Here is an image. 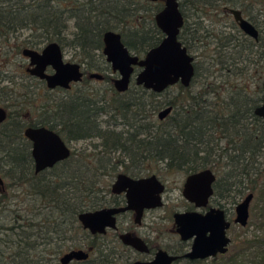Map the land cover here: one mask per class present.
Wrapping results in <instances>:
<instances>
[{
	"label": "trees",
	"instance_id": "1",
	"mask_svg": "<svg viewBox=\"0 0 264 264\" xmlns=\"http://www.w3.org/2000/svg\"><path fill=\"white\" fill-rule=\"evenodd\" d=\"M258 1L179 0L184 23L178 38L194 57V75L188 87L174 84L178 96L157 102L162 92L133 85L125 93L111 87L113 93L107 99L86 88L42 107L46 115L42 124L55 129L65 141L98 138L99 144L93 147L100 146V150L93 154L72 149L68 158L35 175L31 144L23 136L21 121L10 111L1 124V151L5 153L1 157H6L1 177L9 180L6 187L24 185L44 203L42 208L52 210L61 232L77 230L89 239L88 246L96 250L100 264L112 263V249L97 244L96 238L82 229L77 216L98 206L100 193L109 189V180L119 170L136 174L129 169L133 164L148 166L159 176L164 170L188 174L210 168L216 176L212 200L223 207L243 199L247 190L264 200V117L254 114L262 99L260 80L264 79V24L252 14ZM162 6L161 0H0V34L6 41L19 29L39 30L38 39L26 40L24 45L32 47L45 40L62 46L68 44L64 31L73 21L75 31L69 44L82 53L89 55L101 49L103 32L114 30L121 33L131 52L142 55L163 36L154 21V14ZM228 7L239 8L260 27L256 41L233 37V44H227L224 24ZM191 11L199 14L197 20L189 22ZM217 14L225 22L217 26L210 20L209 25H202L203 16L212 15L217 21ZM197 79L202 85L192 93ZM29 96L23 93L24 99L30 100ZM168 105L172 111L167 120L156 119V112ZM20 107L24 109L22 104ZM103 114L110 118L104 121L106 125L100 119ZM119 125L127 130H116L114 126ZM114 151H120L124 159L112 161L106 156ZM47 172L48 176H42ZM6 190L0 191V207L7 197ZM63 221L69 227L63 226ZM50 230L57 232L55 227ZM20 239L25 252L36 247L29 235L23 233ZM254 245L259 250L253 259L243 260L244 248L239 247L224 264L233 260L238 264H264V236L252 240ZM20 249L14 256L24 255Z\"/></svg>",
	"mask_w": 264,
	"mask_h": 264
},
{
	"label": "water",
	"instance_id": "2",
	"mask_svg": "<svg viewBox=\"0 0 264 264\" xmlns=\"http://www.w3.org/2000/svg\"><path fill=\"white\" fill-rule=\"evenodd\" d=\"M156 2L158 0H148ZM163 6L154 14V21L163 36L160 41L147 49L143 56L132 53L122 41L121 34L114 30L103 33V54L118 77L114 80V88L119 92L127 90L131 78L135 83L155 93H161L168 87L180 83L188 87L194 75V57L179 40V32L184 23L179 8V0H162ZM234 20L240 29L254 39L258 38L257 28L245 17L239 9H230ZM22 54L29 58L31 67L27 71L32 75L45 79L48 88L60 86L69 88L70 82L80 81L82 72L76 62L63 60L61 46L56 41L47 43L39 52L25 47ZM50 66L52 73H47ZM135 67H139L135 71ZM90 77L101 78L102 75L92 72ZM263 95L260 104L255 107L254 114L264 117V79L262 80ZM172 111L170 105L160 109L157 116L165 119ZM6 117V110L0 107V122ZM24 135L32 142L31 156L34 160L35 172L50 168L57 162L68 158L70 147L54 130L45 126L27 127ZM215 173L210 168H203L189 173L182 186V196L193 203L196 208L206 207L213 194ZM2 180L0 178V184ZM164 184L155 176L132 178L124 173H118L111 185L115 193L125 192L127 204L119 208H101L87 210L78 214V220L90 233H104L106 228H115L114 214L120 211L134 209L139 218L144 208L160 207L163 204L162 193ZM253 193H247L235 205L233 222L245 226L249 218V205ZM176 232L182 240L192 239L191 247L183 257L189 259H205L227 252L231 238L227 230L231 221L222 207L210 206L204 213L197 210L174 212ZM123 244L132 246L138 251L147 252L146 243L129 232L122 233ZM85 249H70L61 258V264H67L72 259H86ZM181 256L169 254L164 249H158L154 258L149 261L135 260L131 264H172Z\"/></svg>",
	"mask_w": 264,
	"mask_h": 264
},
{
	"label": "rangeland",
	"instance_id": "3",
	"mask_svg": "<svg viewBox=\"0 0 264 264\" xmlns=\"http://www.w3.org/2000/svg\"><path fill=\"white\" fill-rule=\"evenodd\" d=\"M253 6L252 14H254L256 18L262 22L261 25H263L264 0H259ZM198 14L191 11L189 13L188 21L191 22L197 20ZM202 18L204 19H202V25L204 27L209 25L210 20H212L213 24L217 26H219L223 20V22L226 20L220 14H217V21L212 18V15L211 17L203 16ZM74 31V23L73 21H69L67 29L64 31L66 42L68 44L61 46L64 60L83 63L86 67H88V69L89 67H93L88 71H98L111 75V69L108 67V63H106L104 57L97 55L98 51L94 52V54H90L91 56L88 58L84 57L77 47L69 44V42L73 39ZM39 32V30L19 29L10 35L8 40L3 41L0 39L1 99L7 104H10V106H7L8 110H13L17 107V105L22 103L25 111L24 114L30 120H38L41 118L45 119V117L42 115V105L50 106L51 103L59 100L67 93L79 91L77 88L84 87V85H86V88H90L91 90L95 91L98 96L102 95L109 99L113 91L110 89L111 85L106 80H85V83L81 82L79 84H75L69 92H65L62 90L49 91L45 87H42L37 81H33L32 79L28 78V75L24 73L25 67L27 66V59L22 56L21 49L23 47L29 46L24 45L26 40L36 41L38 39L36 36L39 34ZM200 32H202V29H200ZM261 33L262 35L264 34V28L262 29ZM39 39L41 40V37ZM46 43L47 42L44 40L43 42L37 44L36 47H41ZM250 80H248V85L253 86V82ZM201 82L202 80L200 81L197 79L194 84H192L190 91L193 93L194 91L199 90L202 85ZM260 82H262V80H260ZM24 92L27 94L29 93L31 100L23 98ZM183 95L184 94L179 95V98H181ZM174 96H178L177 85H172L170 88L163 91L160 96L156 97V101H164ZM155 118L158 119L157 115H155ZM100 119L103 124L106 125L104 121L110 118L108 114H103ZM164 120L166 121L167 119ZM114 127H116V130H127L126 126L119 125ZM98 142V138H92L77 142H70L69 145L71 150L73 149L76 152L84 149L86 153L93 154L96 152V150H100V146H98L96 149L93 147V145L97 144ZM1 156H5L3 151H1ZM106 156L111 158L112 161H115L117 158L124 159V155L120 151L106 153ZM148 165L154 166L153 164ZM147 169L149 171L151 170L148 166ZM42 176H48V172L44 173ZM160 176L161 180L166 184V189L162 196L164 205L155 212L157 214H163L165 219L160 225L157 223H149V225H151L149 230L150 232L153 230V232H151L153 245H161L165 249H174L176 248L174 245L180 239L174 230V223L171 213L172 211L179 210L189 205L182 196V184L186 174L177 170H164L163 174ZM105 179L107 178L105 177ZM4 181H6V184L9 180L6 178ZM112 181L113 178L109 180V184ZM6 188L7 197L2 204L5 207H0V264H13V261L20 262V264H60L59 257L64 252L70 249H77L79 247H82L85 250L89 249V239L81 235V233L77 230H66V232L64 230V232H61V225L56 224L58 222L53 219L52 210L48 208H42L44 203L31 195L24 185H18L16 188L7 186ZM246 193H249V190H247ZM241 200L242 198L238 199L236 203H230L225 207L227 217L231 220V225L227 230V234L232 240L228 251L225 254L222 256H216L214 259L207 258L190 263L186 261H179L176 264H224L234 255L239 247L244 248V255H242L243 260L249 261L253 259L252 255H255L259 248L255 245L252 246V240H255L257 237L259 238L264 236V211H261V207L264 205V200H258L257 195L254 193L249 205L248 222L245 226H241L233 222V218L235 217V205ZM212 204H214V202H212ZM45 218L48 219V221ZM29 223L32 224L29 225ZM39 223L42 225L41 227L39 226ZM11 226L13 227L12 229H6ZM23 226L24 228H22ZM54 227L57 229V232L50 230ZM65 227H69V225L65 224ZM46 230L50 231L45 232ZM23 233L25 235H29L30 241L32 240V242L36 243V247L30 249L29 252L24 251L25 244L20 239L21 234ZM63 236L65 238H63ZM247 245L251 246L247 249ZM120 247H122V245H120ZM17 249H20L24 253L22 257L14 256V253L17 252ZM103 251L104 253L108 252V250ZM120 252H122V257L119 255V257L114 260V264H127L123 260L125 258L124 250H121ZM111 255V260H113L115 256L112 253ZM89 257L90 262L85 264H100L98 260L100 257H98L96 250L93 249ZM70 264L76 263L72 262ZM231 264L238 263L236 260H233Z\"/></svg>",
	"mask_w": 264,
	"mask_h": 264
},
{
	"label": "flooded vegetation",
	"instance_id": "4",
	"mask_svg": "<svg viewBox=\"0 0 264 264\" xmlns=\"http://www.w3.org/2000/svg\"><path fill=\"white\" fill-rule=\"evenodd\" d=\"M162 1V0H161ZM163 2V1H162ZM230 9L231 7H228L227 8V13H228V21L225 22L224 24V28H225V33L226 35L228 36V41H227V44H230L232 45V38H236L238 37L239 39L241 38H244V37H248V38H251L253 40L256 41V39L252 38L251 36L245 34L241 29L240 27L238 26V23L234 20V17L232 15V13L230 12ZM232 9H239V8H232ZM240 10V9H239ZM241 11V10H240ZM241 14L243 17L247 18L248 17L242 13L241 11ZM249 20V19H248ZM250 21V20H249ZM251 22V21H250ZM252 23V22H251ZM253 24V23H252ZM254 25V24H253ZM256 27V25H254ZM258 32H260V27H256ZM105 32V31H104ZM103 32V33H104ZM118 32V31H117ZM120 33V32H119ZM162 33V32H161ZM121 34V33H120ZM163 35V34H162ZM122 37V35H121ZM0 39H1V34H0ZM123 41V40H122ZM1 44V43H0ZM46 45V44H45ZM26 46V47H29V48H33V49H36L37 51H41L42 48L45 46ZM103 34H102V47L101 49L98 50V54L100 57H104L106 63H108V67H110L111 69V75L107 74V73H102V72H98V71H88L90 68H93V67H86L83 63H80V62H76L80 65V71L82 72V78L80 81H77V82H70V87L69 88H63V87H60V86H56L54 88H48L47 87V84H46V81L45 79H42V78H39L35 75H32L31 73H29L27 71V68L31 67L30 64H29V58L24 56L22 54V49H21V54L22 56H24L26 59H27V66L25 67V72L27 75H28V78L32 79L33 81H37L38 83H40V85L42 87H45L46 89H48L49 91H54V90H62V91H65V92H69L73 86L75 84H79L81 82H84L85 83V80L86 81H89L91 79H95L97 81H103L105 80L107 77H109V81H107L111 87L118 93H125L130 87H132L133 85H136V86H140L142 87L143 89H145L142 85H138L135 83V80L134 78H131L130 80V83H129V86L127 88V90H125L124 92H119L117 91L115 88H114V80L118 77V73L117 71H113V69L111 68V65L110 63L106 60V57L105 55L103 54ZM62 51V49H61ZM82 53V52H81ZM133 53V52H132ZM90 54H94V52H90L89 55L85 54V53H82V55L84 57H88L90 58ZM63 55V54H62ZM144 54L142 55H139L138 56H143ZM64 60V58H63ZM65 61V60H64ZM68 62H74V61H68ZM107 67V68H108ZM139 70V67H135V71H138ZM52 68L50 66H47L46 68V72L47 73H52ZM92 72H97L99 74L102 75L101 78H94V77H90V74ZM177 84V83H176ZM86 89V85H84V87H79L77 88V90H80V91H83ZM261 89H262V95H263V88H262V82H261ZM148 90V89H146ZM76 92V91H75ZM70 93V92H69ZM67 93V94H69ZM74 93V92H73ZM66 96V95H65ZM63 96V97H65ZM62 97V98H63ZM31 100V98H30ZM7 103L6 102H2V99H1V65H0V107L2 106L5 110H6V117L4 119V121L2 123H4L7 119V116L9 114V112L11 111L13 115H16V118L17 120L21 121V124H22V131H23V136L24 138H26L30 144H31V147H32V142L24 135V130L27 128V127H38V126H45L47 128H50L48 127V125H44L42 124V122L46 119V115L43 113V109H42V115L45 117V119L41 118V119H38V120H30L27 116H25V111L24 109H22L20 107V105H17V107L13 110H8V107L6 105ZM8 106H10V104H8ZM43 107V105H42ZM160 111V109L156 112V115L157 113ZM22 116V119H21V116ZM158 118V116H157ZM159 119V118H158ZM160 120V119H159ZM0 122V178L2 180V183L0 184V191H5L6 190V184H5V181L3 180V178L1 177V169L4 168L5 166L3 165L4 162H6V157H1V124ZM32 124V125H31ZM52 129V128H50ZM54 131H56L55 129H52ZM57 132V131H56ZM58 133V132H57ZM59 134V133H58ZM60 135V134H59ZM61 136V135H60ZM61 138L63 139V137L61 136ZM64 140V139H63ZM65 141V140H64ZM66 144L70 147L69 143L70 142H67L65 141ZM31 147H30V153H31ZM71 149V147H70ZM32 158V156H31ZM65 160V159H64ZM63 161V160H62ZM32 162H33V168H34V160L32 158ZM130 161L127 160V163H129ZM58 163V162H57ZM135 163V162H133ZM145 166H137L135 164L131 165V167L129 168L130 170L132 171H137L136 174H132V173H129L127 171H118L112 178H113V181L115 180L116 178V175L118 173H124L132 178H141V177H147V176H150V175H155L165 186L164 188V191L166 189V184L161 180L159 174L155 171L151 172L149 171L147 168H144ZM163 168V166H160ZM51 168V167H50ZM46 169H49V168H45L44 170ZM138 169V170H136ZM42 170V171H44ZM40 171V172H42ZM40 172H35L34 170V174L37 175L38 173ZM149 172V173H148ZM189 174V173H188ZM186 174V176L188 175ZM185 176V178H186ZM184 178V180H185ZM113 181L109 184V189L108 190H103L100 195H99V204L98 206L95 208V209H101V208H119V207H123L127 204V198H126V195H125V192H120V193H115V192H112L111 191V185L113 183ZM184 183V181H183ZM183 186V184H182ZM163 191V193H164ZM214 191V190H213ZM163 193H162V196H163ZM6 194H7V190H6ZM212 197H213V194L211 196V198L209 199V202L207 204L206 207H201V208H196L194 206L193 203L187 201L184 197V199L186 200V202H188V206L186 207H183L179 210H175V211H172L171 213V216H172V219H173V214L174 212H185V211H190V210H197L199 212H202L204 213L205 211H207V209L210 207V206H216V207H222L224 210H225V207L223 206H220L218 203L214 202V204H212L213 200H212ZM162 200H163V197H162ZM164 205V202L162 204V206L160 207H154V208H144L141 212V215L139 218H136V211L134 209H128V210H124V211H120V212H117L116 214H114V217H115V228H106V231L104 233H95V234H92L90 233L87 229L83 228V226L81 225L82 229L87 232L89 235H91L92 237H95L96 238V243L101 245V246H104L106 248H110L112 249L111 253L115 256L114 259L112 260V264H114V260L116 258L119 257V255L122 257V252H120L121 250H124V262H126L127 264H131L133 261L135 260H141V261H149V260H152L154 258V255H155V252L158 250V249H164L166 250L169 254H175V255H179L181 256L180 258H178L177 260H175L174 262H172V264H176L177 262L179 261H186V262H195V261H199V260H203V259H189L187 257H183L182 255H184L187 251H189L190 247H191V243H192V239H189V240H182L180 239L179 237V241L176 242V244L174 245L176 248L174 249H165L164 247H162L161 245H153L152 244V237H151V232H153V230L150 232L149 228L151 227V225H149V223L153 224V223H157L158 225L161 224V222L165 219V216L163 214H160V213H156L155 211H157L158 209H160L161 207H163ZM3 207H5L4 205H2ZM95 209H92V210H95ZM225 213H226V210H225ZM226 216H227V213H226ZM78 218V216H77ZM228 218V217H227ZM230 220V219H229ZM231 221V220H230ZM173 223H174V219H173ZM65 224H68L67 222L63 221V226H65ZM1 226V225H0ZM174 230L176 232V226H175V223H174ZM125 232H129L131 233L132 235H136V236H139L147 245L148 247V251L147 252H141V251H138L136 250L135 248H133L132 246H128V245H125L122 243V241L120 240V235L122 233H125ZM177 233V232H176ZM82 235V234H81ZM84 236V235H83ZM179 236V235H178ZM86 237V236H85ZM120 245H122V247H120ZM230 245V244H229ZM120 247V248H119ZM89 249H87L86 251H88V257L86 259H72L71 261H69L67 264H70L72 262H75L76 264H85L87 263L89 260H90V253H91V250L92 248L90 246H88ZM229 248V247H228ZM77 249H83L82 247H79ZM120 250V251H118ZM69 251V250H68ZM228 251V250H227ZM67 252V251H66ZM65 253V252H64ZM63 253V254H64ZM132 253V254H130ZM62 254V255H63ZM225 254V253H224ZM61 255V256H62ZM223 254H217L216 256H222ZM61 256L59 257V262H60V258ZM215 256V257H216ZM215 257H209V258H215ZM207 259V258H205ZM99 260H101V258H99ZM123 262V263H124ZM61 264V262H60Z\"/></svg>",
	"mask_w": 264,
	"mask_h": 264
}]
</instances>
